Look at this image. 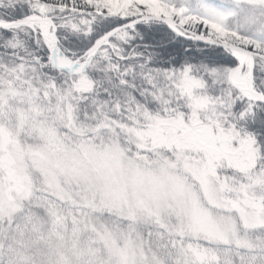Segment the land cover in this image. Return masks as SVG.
Masks as SVG:
<instances>
[{
	"label": "snow or ice",
	"instance_id": "1",
	"mask_svg": "<svg viewBox=\"0 0 264 264\" xmlns=\"http://www.w3.org/2000/svg\"><path fill=\"white\" fill-rule=\"evenodd\" d=\"M0 264H264V0H0Z\"/></svg>",
	"mask_w": 264,
	"mask_h": 264
}]
</instances>
